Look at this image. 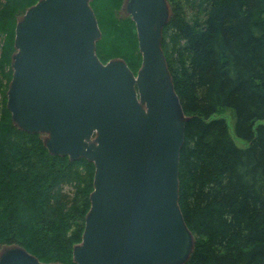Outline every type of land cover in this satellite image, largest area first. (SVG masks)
I'll return each mask as SVG.
<instances>
[{
    "label": "trees",
    "instance_id": "16d2710c",
    "mask_svg": "<svg viewBox=\"0 0 264 264\" xmlns=\"http://www.w3.org/2000/svg\"><path fill=\"white\" fill-rule=\"evenodd\" d=\"M38 1L0 0V251L17 245L43 262L75 264L95 166L50 153L7 108L16 24ZM167 1L162 48L189 116L179 170V205L194 236L185 264H264V0ZM121 3L91 1L96 52L139 69L136 26Z\"/></svg>",
    "mask_w": 264,
    "mask_h": 264
},
{
    "label": "water",
    "instance_id": "95a60500",
    "mask_svg": "<svg viewBox=\"0 0 264 264\" xmlns=\"http://www.w3.org/2000/svg\"><path fill=\"white\" fill-rule=\"evenodd\" d=\"M92 0H39L18 20L7 108L50 153L93 162L75 264H185L194 236L179 205L185 114L162 48L167 0H127L141 66L103 63ZM0 264L43 263L21 246Z\"/></svg>",
    "mask_w": 264,
    "mask_h": 264
},
{
    "label": "rangeland",
    "instance_id": "374dc122",
    "mask_svg": "<svg viewBox=\"0 0 264 264\" xmlns=\"http://www.w3.org/2000/svg\"><path fill=\"white\" fill-rule=\"evenodd\" d=\"M126 1H127V0H122V3H121V5H120V12H121L123 15L126 13V9H125ZM114 59H123V60H124V58H123L122 56H117V58H114ZM141 63H142V62H141ZM140 66H141V65H140ZM139 68H140V67H139ZM138 70H139V69H136V68L133 69V71H134L135 73H137ZM222 115L227 119L228 124H229V127H230V130H231V132H232V134H233V136H234V118L232 117V114H231L229 111H226V112H224ZM41 136H42V138H43V140H44L45 135H44V136L41 135ZM234 139L236 140L235 142H236L237 144L241 145V146L245 144V142H244L243 140L238 139V138H236L235 136H234ZM7 247H10V245H9V246H8V245H5V246L3 245L2 249L7 248ZM2 249H1V250H2ZM41 262H43V261H41ZM43 263H50V262H43ZM51 263H59V262H51ZM60 264H62V263H60Z\"/></svg>",
    "mask_w": 264,
    "mask_h": 264
}]
</instances>
